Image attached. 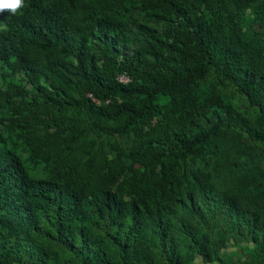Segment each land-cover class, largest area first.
Wrapping results in <instances>:
<instances>
[{"label":"trees","instance_id":"16d2710c","mask_svg":"<svg viewBox=\"0 0 264 264\" xmlns=\"http://www.w3.org/2000/svg\"><path fill=\"white\" fill-rule=\"evenodd\" d=\"M0 264H264V0L0 13Z\"/></svg>","mask_w":264,"mask_h":264},{"label":"clouds","instance_id":"9594fccd","mask_svg":"<svg viewBox=\"0 0 264 264\" xmlns=\"http://www.w3.org/2000/svg\"><path fill=\"white\" fill-rule=\"evenodd\" d=\"M24 7V0H0V13L10 11L13 15Z\"/></svg>","mask_w":264,"mask_h":264},{"label":"rangeland","instance_id":"374dc122","mask_svg":"<svg viewBox=\"0 0 264 264\" xmlns=\"http://www.w3.org/2000/svg\"><path fill=\"white\" fill-rule=\"evenodd\" d=\"M243 248L245 249V252L248 254L250 253V251L252 250V248H247L246 245H243ZM224 251L227 253V254H231V253H236L235 254V260L237 259H242V263H245L244 261H246V258L247 256L246 255H243L242 253L243 252H240V251H236L235 249L231 248V247H227L224 249Z\"/></svg>","mask_w":264,"mask_h":264},{"label":"built area","instance_id":"2783aa9c","mask_svg":"<svg viewBox=\"0 0 264 264\" xmlns=\"http://www.w3.org/2000/svg\"><path fill=\"white\" fill-rule=\"evenodd\" d=\"M118 80L121 82V83H128L130 81L129 77L124 74V75H121Z\"/></svg>","mask_w":264,"mask_h":264}]
</instances>
